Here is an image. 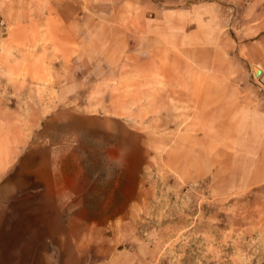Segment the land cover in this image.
<instances>
[{"label": "crops", "instance_id": "obj_1", "mask_svg": "<svg viewBox=\"0 0 264 264\" xmlns=\"http://www.w3.org/2000/svg\"><path fill=\"white\" fill-rule=\"evenodd\" d=\"M119 2L116 14L122 11V16L124 11L126 19L103 22L97 9L81 10L74 0H30L29 7L14 0L15 13L43 14L20 20V26L28 23L46 29L53 44H79L91 34L96 43L104 29L107 42L119 46H112L109 53L110 79L104 85L110 99L104 111L94 115L68 111L49 118L15 162L24 184L43 185L47 194L43 204L51 206L45 212L55 213L44 218L47 231L40 235L77 238L64 247L65 264L71 260L73 264H152L147 247L113 251L114 238L129 237L126 229L131 231L124 225L117 233L114 222L131 219L128 210L145 201L142 152H174L168 147L167 141L174 138L167 128L183 123L180 111L188 109L193 123L205 125L206 140L212 142L207 145L209 152H264V85L253 72L257 69L264 75V0H239L222 6L220 18L213 7H207L205 18L193 19L181 10L158 6L151 17L146 0L143 6L141 0ZM6 6L7 0H0V12ZM134 11L140 13L141 20L130 19ZM219 21L223 42L233 45L231 51L221 48L215 52L213 28ZM202 25L205 35L199 28ZM188 26L191 29L185 35ZM203 44L204 53L199 52ZM102 84L95 82V93ZM78 88L74 84L70 91ZM138 125L140 129L135 128ZM134 140L141 143L137 161ZM96 165L101 170L91 176L87 167ZM260 171L263 178L254 196L264 210V167ZM106 182H113L107 195H86ZM73 204L113 208L102 210L99 223L90 219L91 223L64 227L59 224L60 214ZM73 220L87 221L82 216ZM55 226L62 231L55 233Z\"/></svg>", "mask_w": 264, "mask_h": 264}, {"label": "rangeland", "instance_id": "obj_2", "mask_svg": "<svg viewBox=\"0 0 264 264\" xmlns=\"http://www.w3.org/2000/svg\"><path fill=\"white\" fill-rule=\"evenodd\" d=\"M24 1L22 6L29 7L30 0ZM74 1L81 10L97 9L103 22L126 19L124 11L122 16V11L116 14L122 0ZM141 1L139 5H145ZM146 1L151 17L158 6L181 10L185 16L192 15V19L205 18L207 7H213L215 16L220 18L222 6L239 2ZM14 9V0H7L6 8L0 12V264H65L64 247L77 238L40 235L47 231L44 218L55 213L45 212L51 206L43 204L47 195L43 185L24 184L15 162L49 118L68 111L83 115L104 111L110 99L109 88L104 85L110 79L109 53L112 46H119L107 42L104 29L102 39L96 43L91 34L79 44H53L46 37V29L30 27L28 23L20 26V20L43 14L15 13ZM129 16L135 21L142 19L136 11ZM87 20L92 21L93 17ZM214 25L215 52L221 48L231 51L233 45L223 42L221 21ZM199 28L205 35V25ZM190 29L191 26L186 28L185 35ZM204 51L205 44L199 46V52ZM97 81L103 84L95 93ZM74 84L79 86L76 92L70 91ZM180 112L183 123L178 121L167 128L174 138L167 141L168 147L174 152H142L145 201L128 210L131 219L114 222L117 233L122 232L124 225L131 231L126 229L129 237L114 238L117 243L113 251L144 246L150 250L152 264H264V210H260V199L254 196L263 178L260 170L264 167V152H209L207 145L212 142L206 140L205 125L193 123L188 109ZM133 144L137 161L136 150L141 143L134 140ZM87 169L96 176L101 166ZM112 186L113 182L97 184L86 195H107V188ZM109 208L113 206L68 205L60 214L59 224L74 227L91 223L90 219L99 223L102 210ZM79 209L83 211L78 213ZM76 216L87 221L77 222L73 220ZM61 231L54 227L55 233Z\"/></svg>", "mask_w": 264, "mask_h": 264}, {"label": "water", "instance_id": "obj_3", "mask_svg": "<svg viewBox=\"0 0 264 264\" xmlns=\"http://www.w3.org/2000/svg\"><path fill=\"white\" fill-rule=\"evenodd\" d=\"M254 75L257 77L258 81L264 85V75L261 74L257 69H253Z\"/></svg>", "mask_w": 264, "mask_h": 264}]
</instances>
